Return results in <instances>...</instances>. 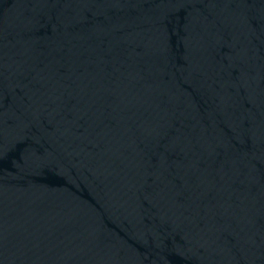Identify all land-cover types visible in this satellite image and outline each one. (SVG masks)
<instances>
[{
	"label": "water",
	"instance_id": "water-1",
	"mask_svg": "<svg viewBox=\"0 0 264 264\" xmlns=\"http://www.w3.org/2000/svg\"><path fill=\"white\" fill-rule=\"evenodd\" d=\"M0 264H264V0H0Z\"/></svg>",
	"mask_w": 264,
	"mask_h": 264
}]
</instances>
